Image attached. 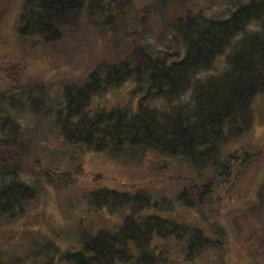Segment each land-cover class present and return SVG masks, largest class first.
I'll use <instances>...</instances> for the list:
<instances>
[{"label":"trees","instance_id":"16d2710c","mask_svg":"<svg viewBox=\"0 0 264 264\" xmlns=\"http://www.w3.org/2000/svg\"><path fill=\"white\" fill-rule=\"evenodd\" d=\"M216 1H212L213 6ZM197 2L184 3L179 15L170 16L163 15L166 8L158 11L148 6L141 7L146 9L142 14V9L132 7L131 0H23L19 38H36L31 41L32 46L56 44L61 50L60 43L79 40L75 33L86 24L90 31L96 27L106 30L114 40L118 28L127 22L138 28L135 33L117 37L115 47L128 45L123 54L116 50L109 60L94 62L93 58L78 69L69 66L47 74L66 75L65 79L72 70L71 74L80 78L72 83L61 81L64 101L60 109L49 112L47 104L37 102L30 91L25 102L16 93L8 94V88L0 92V112L6 115L4 123H0V218L10 222L24 217L30 203L38 197L25 175L36 178L41 172L57 192L77 182L68 172L56 180L53 174L58 172L36 169L44 161L35 155L32 135L51 130L42 125L45 116L55 122L65 143L83 146L80 155L111 151L118 156L131 146L154 149L192 164L199 173L185 181L177 199L183 207L195 210L201 222H179L146 212L148 207H164L166 198L157 200L142 190L135 193L96 185L86 190L88 210L107 208L122 218L115 223L113 220L111 225L86 229L80 248H62L40 230L28 228L19 229L16 234L6 232L8 236L0 239V245L18 244L15 239L20 235L35 257L31 264H173L167 242L170 237L184 244L185 259L192 261L211 248L225 251L231 235L244 241L246 234H240L242 228L238 226L241 219H248L249 224L262 220L264 177L258 187L254 182L258 172L264 170V160L258 165L260 161L251 151L227 152V145L249 128L253 102L264 92V0H233L234 8L224 15L208 13ZM154 12L155 19L151 14ZM164 18L170 20L166 22ZM152 20L164 26L148 30ZM151 32L158 36V43L148 38ZM166 40L174 51L160 47L161 41ZM62 54L60 51L58 55ZM79 58L86 61L85 53L79 52ZM219 59L224 64L218 69ZM129 80L135 81L137 90L143 92L137 109L92 106L94 97ZM35 88L40 95L48 91L40 84ZM27 110L36 114V126L40 124L28 128L32 131H23L19 124L20 115ZM29 159L35 160L36 165H30ZM205 171L212 172L206 180ZM102 178L99 173L94 177L95 181ZM132 185L137 189L141 186ZM251 190L256 191L254 203L248 208L241 206ZM126 208L131 211L125 213ZM239 209L240 213L234 215ZM230 218L237 223L230 221L227 226L225 221ZM214 231L222 238L215 239ZM260 232L264 236V230ZM251 236L256 235L251 232ZM31 239L35 242L33 247ZM8 250L0 249V264H10L5 262L9 255L4 252L8 254ZM20 256L22 264H30L28 254ZM220 258L226 264L224 255ZM256 264H261V260L257 259Z\"/></svg>","mask_w":264,"mask_h":264},{"label":"rangeland","instance_id":"374dc122","mask_svg":"<svg viewBox=\"0 0 264 264\" xmlns=\"http://www.w3.org/2000/svg\"><path fill=\"white\" fill-rule=\"evenodd\" d=\"M131 1V5L135 10L142 9V14H145L146 9L141 7L148 6L155 10L159 9L158 11H160V8H166L162 11L163 15L168 13V15L173 16L174 14L179 15V12L184 9L183 4L190 0H170L169 3H167V0ZM212 1L216 0H199L197 3L200 8L206 9L208 13L219 15L227 14L229 9L234 8L233 0H217L216 6L212 5ZM22 4L23 0H0V92H4L8 88V94L13 95L16 93L17 98L25 102L30 91L29 94L34 95V99L37 102L42 100L43 103L47 104L46 108H50L49 112L63 107L64 90L61 81L72 83L80 79H77L76 75L71 74L73 68L78 69V67L83 66L85 62L87 63L93 58L94 62L109 60L108 58H112L116 50L123 54L124 50L127 51L129 49L128 45L125 47V45L121 44L115 47L117 37L123 38V33H135L138 28L137 25H130L127 22L125 27L118 28L117 35H113V38L114 36L116 37L114 40L106 30L96 27V30L90 31L89 26L86 24L81 27L80 31L74 32L79 37V40L75 39L60 43L61 50L55 47L56 44L51 46L35 44L32 46L31 41L34 42L36 38L29 37L25 38V40L19 38L18 28L20 16L23 13ZM150 12L149 10L148 13ZM151 14L153 19H155V12ZM158 14L159 12H157V16ZM164 19L167 20L166 22L170 20V18ZM161 26H164V23L157 24L152 20L148 25V30H157ZM251 27H254V25ZM140 32L136 34L139 35ZM148 38L154 43H158L159 38L157 35L155 36L152 33ZM134 39L131 40L134 41ZM131 40L130 43H132ZM155 45L158 46V44ZM159 45L163 49L168 47L172 48L171 50L173 51L175 50L168 40L161 41ZM60 51L63 52L62 55H58ZM79 52L85 53L86 61H84V58H79ZM223 64L224 60L219 59L217 68H221ZM65 67L72 69L69 73L70 75H67L68 77L65 79L63 77L66 75H47L55 69ZM35 81L37 85L40 84V87H48L47 93L43 92L44 95H40L39 90L37 91L35 88L37 85L34 86ZM142 96L143 92L137 90V83L129 80L119 88H114L94 97L92 106H105L108 109L131 106L137 109ZM252 106L251 125L248 126L249 128L244 133H241L240 137L232 139L230 145H227V152L239 150L237 151L238 153L241 151L243 153L251 151L252 155L255 156V160L260 161L254 160L255 163L257 162L258 165H261L262 160H264V92L256 96ZM4 116L6 115L0 112V123L2 124L5 121ZM44 117L42 125L48 128L51 127V130L49 132L42 130L32 135L34 148H36L35 155H38V158L44 162L36 165L35 160L29 159L28 163L32 166L36 165V169L42 171L48 168V172H58L53 174L56 180H61L63 173L68 172L70 177L77 182L71 187L59 189V192H57L53 184L46 175L41 174L40 170L39 174L42 177L38 176L35 178L25 175L30 185L36 189L38 197L30 203L27 208V214L24 217L10 222L0 218V221H2L0 222V239H4L3 236L7 235L6 232L16 234L19 229H38L45 238L51 241L54 240L55 243L57 241L62 248H80L84 234L87 232L86 229L94 230L99 226L111 225L113 220L115 223L122 218L120 213H111L107 208L102 211L90 212L88 210L86 190L96 185H107L135 193L138 190H142L157 200L166 198L164 207H161V205L148 207L146 212L179 222L194 224L201 222L195 210L183 207L177 199V195L183 188L185 181L188 178L196 177L199 173L198 169L192 164L176 160L174 157L154 149L131 146L127 147L118 156H114V152L111 151H87L85 154L80 155L82 150L80 147L83 146L79 145L80 147H77L65 143L63 138L59 136L60 132L55 122L51 123L48 117ZM19 119V124L21 128L23 127V131L29 130V127L37 128L40 126V124L36 126L38 120L36 114L31 111L27 110V113L21 114ZM231 138L232 135L230 136ZM98 173L102 174L104 178L100 181H95L94 177ZM203 173L204 180L212 175V172L209 171ZM263 177L264 170H261L258 172L257 179L254 182L255 187H258ZM133 183L141 185L139 186L140 188L133 187ZM255 198L256 191L251 190L240 205L248 208L254 203L253 199ZM130 211L129 208H126L124 212L128 213ZM240 211L241 209L233 214L236 215ZM64 213L66 214L65 216L63 215ZM261 219V221H264V215ZM249 220L250 222L252 221L251 218ZM230 221L231 218L225 223H230ZM247 221L248 219H241L238 224L242 228L239 233L242 234L244 232L246 234L244 241H240L231 235L228 238L229 243L225 251L211 248L192 261L185 259L184 244L176 242L177 239L175 237H170L167 242L170 253L174 258V261L171 262L173 264H222L220 257L224 255L223 260L226 264H256L257 259L261 260V264H264V236H261V232L259 233L260 229L264 230V223L258 220L257 224L253 220L249 224ZM231 222L237 223L235 221ZM233 227L234 225L231 226V228ZM56 231L60 233H56ZM251 232H254L256 236L249 238ZM213 237L215 239L222 238L215 231L213 232ZM23 240L19 235L15 239L18 244H10V246L0 245V249H9L8 254L4 252L5 255H9V259H5L6 263L16 264L18 261L22 264L20 254H28V262L30 264L34 261L35 257L32 256L31 248ZM34 245L35 242L31 239L30 246L33 247ZM252 251H256V256H254L255 253Z\"/></svg>","mask_w":264,"mask_h":264}]
</instances>
